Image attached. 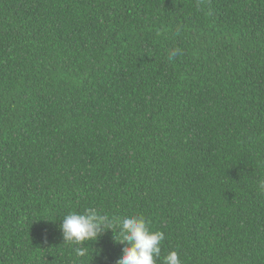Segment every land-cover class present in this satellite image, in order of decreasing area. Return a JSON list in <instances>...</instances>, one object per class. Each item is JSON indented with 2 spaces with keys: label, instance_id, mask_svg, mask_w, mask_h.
Wrapping results in <instances>:
<instances>
[{
  "label": "trees",
  "instance_id": "16d2710c",
  "mask_svg": "<svg viewBox=\"0 0 264 264\" xmlns=\"http://www.w3.org/2000/svg\"><path fill=\"white\" fill-rule=\"evenodd\" d=\"M262 178L264 0H0V264H115L64 243L87 208L264 264Z\"/></svg>",
  "mask_w": 264,
  "mask_h": 264
},
{
  "label": "clouds",
  "instance_id": "9594fccd",
  "mask_svg": "<svg viewBox=\"0 0 264 264\" xmlns=\"http://www.w3.org/2000/svg\"><path fill=\"white\" fill-rule=\"evenodd\" d=\"M179 54V49H172L169 59ZM258 190L264 193V178L260 179ZM59 227L64 243L76 246L77 257L87 253V248L82 247L84 242L96 241L109 230L113 235L116 233L114 239L123 248L115 264H156L161 254V242L165 239L163 232L150 229L142 215L102 214L96 208H87L83 213L70 212L63 216ZM164 264H181L178 253L170 251L164 256Z\"/></svg>",
  "mask_w": 264,
  "mask_h": 264
}]
</instances>
